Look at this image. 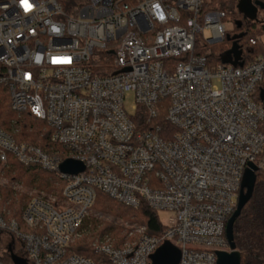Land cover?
Masks as SVG:
<instances>
[{
    "label": "built area",
    "instance_id": "2783aa9c",
    "mask_svg": "<svg viewBox=\"0 0 264 264\" xmlns=\"http://www.w3.org/2000/svg\"><path fill=\"white\" fill-rule=\"evenodd\" d=\"M205 1L28 0L34 8L25 13L19 0H0V87L11 109L45 121L52 142L85 165L62 173L67 158L0 127V165L15 160L63 182L60 196L31 195L21 222L0 210V264H16L12 255L26 264H150L167 241L182 251L178 264H218L217 251L229 250L226 225L244 172L251 162L264 168V103L256 99L264 55L213 63L209 47L229 31L226 13L204 10ZM106 54L115 72L97 74ZM163 100L173 132L157 122ZM98 191L132 208L172 211L173 224L153 235L143 226L123 246L95 244L105 262L73 253Z\"/></svg>",
    "mask_w": 264,
    "mask_h": 264
},
{
    "label": "trees",
    "instance_id": "16d2710c",
    "mask_svg": "<svg viewBox=\"0 0 264 264\" xmlns=\"http://www.w3.org/2000/svg\"><path fill=\"white\" fill-rule=\"evenodd\" d=\"M239 0H207L204 2V10H219L224 11L227 17L234 20V30L229 34L231 36L242 33L243 36L237 39L240 48L244 52L245 63L255 60L259 56V52L264 51L258 48L259 42L256 45H250L249 39L256 37L255 28L260 26L264 30V22L247 21L243 19L242 14L237 10V4ZM264 1V0H261ZM241 20L242 25L239 28L237 21ZM232 41L225 40L220 44L209 47L211 50V61L213 63H220L219 56L223 52L230 49ZM208 49H202L201 52H205ZM113 56L104 55L99 61V65L95 69L97 74H111L115 72L112 66ZM104 68L107 72H101L100 69ZM257 101H261L259 95L256 97ZM168 101L163 100L159 104V116L157 122L162 126L164 132H173L175 128L171 126L165 120L166 106ZM16 113L11 109L9 95L5 87H0V127L11 131L10 124L14 121ZM15 125H20V132L16 137L19 142H27L42 148L46 153L56 155L59 152L61 157L67 158L69 155L65 154V150L60 145H57L51 140V130L47 123L43 120H35L29 113L21 115V119L14 121ZM264 130V124L262 125ZM24 167V168H23ZM22 168L13 165L11 172L16 173L17 177L27 181L28 184H36L37 187L43 188L48 191H54L53 181L49 178L51 175L49 171L43 170L37 167ZM42 171V172H41ZM53 174V173H52ZM55 180V179H54ZM60 183H62L59 180ZM63 186V183H62ZM15 203L12 200L9 206H13ZM93 207L105 214L122 218L127 221L140 222L147 227L148 234H157L165 229V226L160 222L157 211L141 205L138 208H132L119 203L102 191H98L97 198ZM23 211V205L19 204L17 208L13 210V216L18 221H21ZM111 227L113 236L118 240H124L120 235L121 229ZM234 241L237 245V249L242 254V264H264V168L257 172V181L251 200L246 204L242 210L241 215L235 222L234 226ZM120 242V241H119ZM71 250L73 253H77L84 257L91 258L98 261L103 255L100 254L89 244L88 239L76 241Z\"/></svg>",
    "mask_w": 264,
    "mask_h": 264
},
{
    "label": "rangeland",
    "instance_id": "374dc122",
    "mask_svg": "<svg viewBox=\"0 0 264 264\" xmlns=\"http://www.w3.org/2000/svg\"><path fill=\"white\" fill-rule=\"evenodd\" d=\"M260 14L262 15V12H260ZM225 23L229 33L232 32L234 30V23H235L234 20L230 17H227ZM254 30L256 37H259L258 48L264 51V30L261 29L260 26H256ZM261 54H263V52H259V56H261ZM133 104H134V98L132 96H129L125 99V106L130 114H134L135 112L132 109ZM18 119H21V116L16 115V117L13 120L15 121ZM14 121L10 124L9 127L12 128L10 130L17 137L20 132V125H15ZM58 154L61 153L59 152ZM65 154L68 153H66L65 151ZM13 165H17L21 168L23 167V165L19 164L15 160H11L7 164L0 165V210L8 219L16 218L13 216V210L17 208L19 204L23 205V210H24L29 198L33 194L44 193L48 195L60 196L63 188L62 186L63 182L58 178L56 174L54 173L52 174L49 172L51 174L49 178L54 182L53 187L55 189L54 191H48L43 188L37 187L36 184L34 185L28 184L27 181H25V178L21 179L17 177L16 173L11 172ZM59 180L62 183H60ZM12 200H14L15 203L13 206H9ZM157 215L160 222L164 226H171L173 224V219L175 218L174 212L167 210H158ZM108 226H112L113 228H116L114 231H116L117 229H121L120 235L124 238V240L123 241L118 240L116 236L114 237L113 231L111 232L110 230L111 227L109 228ZM143 226L144 225L141 224L140 222L127 221L122 218H118L115 216L102 213L96 210L94 207H92L89 212V215L86 217L84 221L82 236L78 240L88 239L89 244L92 247H94L95 244H98L102 241H108L116 246H123L125 243L137 240L140 235L138 230ZM174 243H178V242L174 240ZM189 247L192 248L191 245ZM98 261L105 262L106 261L105 256H102Z\"/></svg>",
    "mask_w": 264,
    "mask_h": 264
},
{
    "label": "water",
    "instance_id": "95a60500",
    "mask_svg": "<svg viewBox=\"0 0 264 264\" xmlns=\"http://www.w3.org/2000/svg\"><path fill=\"white\" fill-rule=\"evenodd\" d=\"M237 10L244 16L245 19L256 22L259 20V11L264 12V1L239 0L237 4ZM241 25L242 21H237V26L239 28ZM242 36V33L233 36L230 34L227 35V39L232 41V46L230 49L220 54L219 59L222 63L231 64L233 66L243 65V50L240 48L237 42V39L241 38ZM260 99L264 103L263 89L260 92ZM84 170V163L73 158H67L60 164V171L62 173L75 175L83 172ZM258 171L259 167L255 163L251 162L244 172L237 208L229 218L226 225V236L229 243V250L217 251L218 264H242V254L240 250L237 249V245L234 241V226L236 220L241 215L242 210L253 196ZM181 256V249L173 243L167 241L151 255L150 264H178L181 260ZM12 259L16 264H26L24 259L16 255H12Z\"/></svg>",
    "mask_w": 264,
    "mask_h": 264
},
{
    "label": "clouds",
    "instance_id": "9594fccd",
    "mask_svg": "<svg viewBox=\"0 0 264 264\" xmlns=\"http://www.w3.org/2000/svg\"><path fill=\"white\" fill-rule=\"evenodd\" d=\"M20 4L22 5L23 10L25 13L31 11L34 8V5L28 3H25L24 0H19ZM55 31H59V29H54Z\"/></svg>",
    "mask_w": 264,
    "mask_h": 264
},
{
    "label": "flooded vegetation",
    "instance_id": "af4514ba",
    "mask_svg": "<svg viewBox=\"0 0 264 264\" xmlns=\"http://www.w3.org/2000/svg\"><path fill=\"white\" fill-rule=\"evenodd\" d=\"M259 12H260V11H259ZM242 16H243V15H242ZM243 19H244V20H247V21H251V20H249V19H245L244 16H243Z\"/></svg>",
    "mask_w": 264,
    "mask_h": 264
},
{
    "label": "snow or ice",
    "instance_id": "6c2138e0",
    "mask_svg": "<svg viewBox=\"0 0 264 264\" xmlns=\"http://www.w3.org/2000/svg\"><path fill=\"white\" fill-rule=\"evenodd\" d=\"M25 3H28V0H24Z\"/></svg>",
    "mask_w": 264,
    "mask_h": 264
}]
</instances>
